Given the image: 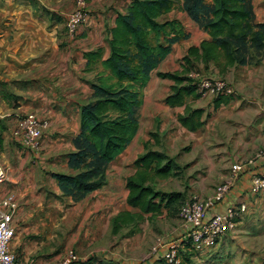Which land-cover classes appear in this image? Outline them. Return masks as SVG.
<instances>
[{"label":"crops","instance_id":"obj_1","mask_svg":"<svg viewBox=\"0 0 264 264\" xmlns=\"http://www.w3.org/2000/svg\"><path fill=\"white\" fill-rule=\"evenodd\" d=\"M132 1L88 0L86 23L71 35L67 27L68 16L76 8L77 0H0V170H5L7 175L0 182V200L13 196L18 203L14 214L16 235L11 249L31 264H58L71 250L55 236L47 235L50 230L60 228L68 217L62 203L73 200L63 195L54 174L75 175L78 172L70 168L69 154L75 151L74 140L82 131V107L92 100V85L103 73H110L103 65L111 54L110 31L115 27L118 15L125 13ZM250 1L255 21L264 23V0ZM172 20L182 22L189 36L174 45L144 88L137 137L108 166L106 184L82 200L74 201L73 209H79L85 215L84 221L91 222L93 238L106 231L114 234L113 218L123 211H132L128 208L131 205L128 203L127 178L138 171L136 160L145 153L139 143L145 142L153 132H169L171 118H175L177 129L189 131L179 121L184 106L171 107L165 101L172 94L175 82L162 78L160 73L183 74V59L190 47L200 46L210 39V35L182 9L181 4L160 18L162 22ZM209 67L206 76L226 80L235 88L238 97L219 107H215V96H190L187 103L208 112L215 111L213 114L205 112L204 124L198 130L218 137L216 148L210 143L207 145L214 148L215 159L209 164L219 167L221 178L225 179L232 163L246 161L264 147V97L260 95L263 101H258V107L252 106L250 100L242 101L252 91L264 94V57L256 64L233 67L225 73H221L214 63ZM28 113H36L49 122L39 152L27 148L14 136ZM228 129L232 131L225 133ZM217 154L221 156L217 157ZM218 160H221L219 166ZM262 166L254 169L262 170ZM251 178V172L242 173L228 196L227 201L231 204L246 203L248 206L238 229L232 231L235 233L246 226L250 217H264V199L249 192ZM116 189L120 200L116 199ZM49 190L61 196V200H55ZM178 232L185 233V228ZM224 245V241L219 240L212 248L201 251L205 253L198 254L204 260L215 256L210 260L212 264H228V261H219L222 256L219 252ZM100 252H92L87 257L89 260L82 264L133 263H127L121 257L112 259L105 247ZM210 252V255L206 254ZM163 253L160 252L156 260L147 259L142 264H161L159 255ZM110 259L114 261L110 263Z\"/></svg>","mask_w":264,"mask_h":264},{"label":"trees","instance_id":"obj_2","mask_svg":"<svg viewBox=\"0 0 264 264\" xmlns=\"http://www.w3.org/2000/svg\"><path fill=\"white\" fill-rule=\"evenodd\" d=\"M179 4L210 35L200 46L190 47L183 59L185 74L197 70L207 75L210 63L225 73L263 59L264 23L255 21L250 0H133L127 11L118 15L110 31L111 54L103 62L110 73H103L92 85V100L82 107V131L74 140L75 151L69 154V166L78 172L54 174L63 195L75 202L106 184L108 166L137 137L144 88L174 45L189 36L182 22L160 21ZM160 76L175 82L166 103L171 107L184 106L180 122L191 131L198 130L204 124L206 110L187 103L190 96L201 97L195 80L180 73ZM230 97L215 96V107L229 102ZM151 134L156 136L155 132ZM136 166L138 171L127 178V187L128 203L138 210L116 215L112 221L114 234L143 219L145 214L161 212L166 200L170 204L180 196L158 191L150 182L155 176L172 174V159L166 153L147 149L136 160Z\"/></svg>","mask_w":264,"mask_h":264},{"label":"rangeland","instance_id":"obj_3","mask_svg":"<svg viewBox=\"0 0 264 264\" xmlns=\"http://www.w3.org/2000/svg\"><path fill=\"white\" fill-rule=\"evenodd\" d=\"M185 72H183L182 76L188 75ZM253 87H257V85L253 84ZM260 95L264 97V94L260 91H252L246 95L249 98L247 97L248 99L246 98L242 101L248 102L250 100L252 101L250 102L252 106L258 107V101H263ZM235 97H238L236 91L230 98ZM190 105L193 108H198L194 107L193 103ZM205 110L208 112L207 109ZM214 112L209 111L208 113L213 114ZM205 117L206 113L203 118ZM209 117L207 115V118ZM175 121V118H171L169 122V129L171 130L169 132L160 133V131H156V136L150 134V137L145 142L139 143V148L144 152L147 149H151L163 151L167 155L169 153L168 157L172 159V174L167 177L155 176L150 182L158 191L170 195L177 193L180 196L170 204L166 200L163 203L161 212L145 214L143 219L126 226L120 233L109 234L106 231L101 235L94 236L96 238L92 237L91 222L84 221L85 215H82L79 209H73L76 206L74 200L64 202L62 204L65 213L68 212L67 219L60 228L50 230L47 235L55 236L58 241L69 245L68 250L71 249L80 255L81 264L83 261L89 260L87 257L92 252L101 254L100 250L103 247L106 248L112 259L121 257L127 263L142 264L147 259L154 258L156 260V256L166 249L169 241L178 242L181 236L185 235L184 232L176 233L177 231L181 232V228L184 227L183 222L179 218L181 205L194 195L208 199V195L212 196L215 187L225 181L227 177L222 179L220 168L212 167L209 164L215 159L214 148H209L207 145L210 143L211 146L215 147V142H219L218 137L206 135L203 130L188 131L186 129L184 131L181 128L177 129ZM151 122L154 123V120ZM229 131H232V129H228L225 133ZM219 156L221 155L217 154V157ZM220 162L221 160H218L217 166H219ZM51 193L55 200H61V196H56L55 193L49 190V194ZM115 196L117 200H120L118 198L119 190L117 189ZM128 208L132 209V211L138 210L132 206ZM221 240L224 241L225 245L224 247L222 246L221 252H219L222 255L219 257L220 262L228 261V264H251L255 262L256 264H262L264 261V217L258 215L250 217L243 229H240L237 233H228ZM182 242L179 264H212L210 260L214 259L215 256L209 260H204L203 256L200 257L198 254L205 253L201 252L204 249L198 250L191 242L187 243L183 240ZM206 254L210 255L211 252ZM159 256V259L162 260L161 264H168L164 258V253ZM113 261L109 260L110 263Z\"/></svg>","mask_w":264,"mask_h":264},{"label":"built area","instance_id":"obj_4","mask_svg":"<svg viewBox=\"0 0 264 264\" xmlns=\"http://www.w3.org/2000/svg\"><path fill=\"white\" fill-rule=\"evenodd\" d=\"M88 0H77L76 8L69 14L67 27L71 35H75L86 23L88 17ZM195 80L197 92L201 97L217 96L219 94L234 95L235 88L222 78H213L193 70L189 74ZM49 122L36 113H28L22 119V126L14 136L27 148L38 151L42 147V139ZM263 165L262 170L254 167ZM257 170V171H256ZM251 172L249 192L264 199V147L257 150L246 161L232 163L227 179L218 184L212 196L204 199L198 195L192 196L179 209V218L183 222L185 235L177 241L171 240L164 249V258L169 264H179L180 249L184 242H191L199 249H209L228 233L238 229L248 209L246 203L231 204L228 196L235 187L242 173ZM255 172V173H253ZM6 171L0 170V182L6 178ZM18 203L13 196L0 200V264H31L26 259L18 257L11 249V243L16 235L14 214ZM58 264H81V257L70 250Z\"/></svg>","mask_w":264,"mask_h":264}]
</instances>
